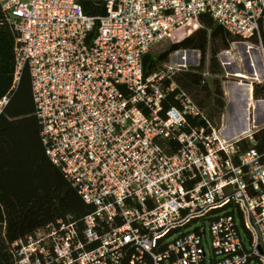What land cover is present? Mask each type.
Listing matches in <instances>:
<instances>
[{
    "label": "built area",
    "instance_id": "built-area-1",
    "mask_svg": "<svg viewBox=\"0 0 264 264\" xmlns=\"http://www.w3.org/2000/svg\"><path fill=\"white\" fill-rule=\"evenodd\" d=\"M0 9L15 36V83L30 73L45 155L93 209L11 245L14 264H264V157L241 146L254 145L256 110L248 134L228 141L175 84L186 65L148 77L144 68L207 30L205 19L262 48L264 0H0ZM254 85L264 75L245 86L253 103ZM170 95L177 107L164 111Z\"/></svg>",
    "mask_w": 264,
    "mask_h": 264
},
{
    "label": "trees",
    "instance_id": "trees-1",
    "mask_svg": "<svg viewBox=\"0 0 264 264\" xmlns=\"http://www.w3.org/2000/svg\"><path fill=\"white\" fill-rule=\"evenodd\" d=\"M204 22L207 29L214 25L209 19ZM235 42L240 41L233 40L217 26L209 41L207 30L198 31L160 55L157 61L147 57L144 61L145 76L154 74L159 63L182 48L204 53L210 43L213 54L217 56L228 52ZM252 42L258 45L257 40ZM14 43L15 36L0 9V103L7 100L0 114V264H14L10 254L14 243L67 217L80 223L93 211L45 155L29 70L24 68L18 81L15 83L14 80ZM261 46L264 50L263 31ZM215 95L210 120L220 123L225 104L219 82L215 83ZM253 100L264 101L263 86L254 85ZM175 107V95L167 96L163 103L164 111ZM190 123L194 126L202 124L197 121ZM253 140V146L243 142L242 148L252 147L264 157V128L254 133Z\"/></svg>",
    "mask_w": 264,
    "mask_h": 264
},
{
    "label": "rangeland",
    "instance_id": "rangeland-1",
    "mask_svg": "<svg viewBox=\"0 0 264 264\" xmlns=\"http://www.w3.org/2000/svg\"><path fill=\"white\" fill-rule=\"evenodd\" d=\"M214 28L215 26L213 25V27L207 29L208 41L210 40ZM232 39L235 40L234 38ZM228 52L230 53L229 56H222L225 52L215 56L210 43L204 53L182 48L167 56V58L156 67L157 72L162 69V65L169 67L186 65L188 71L177 75L174 78V82L205 113L209 120L216 97L215 83L219 82L224 93L225 107L222 112L220 123L216 120H210V122L218 128L224 127L227 121L226 111L228 107L230 108L228 89L231 86L239 85H243L245 88V86H249L252 83V81L234 79L233 75L240 73L253 78L256 72L260 77L259 79L264 75V52L255 42H251L248 45L235 42L231 44ZM157 54L158 52L154 53V55ZM159 56L152 60L157 61ZM184 59H186V63L182 62ZM253 65L254 68L251 67ZM204 73H208L210 78H208L207 85L201 87L200 82L203 80L202 74ZM254 103H256V101H254ZM255 122L257 128H262V126H264V105L257 107L255 111ZM242 234L245 236L244 232H242Z\"/></svg>",
    "mask_w": 264,
    "mask_h": 264
},
{
    "label": "bare ground",
    "instance_id": "bare-ground-1",
    "mask_svg": "<svg viewBox=\"0 0 264 264\" xmlns=\"http://www.w3.org/2000/svg\"><path fill=\"white\" fill-rule=\"evenodd\" d=\"M229 56V54L227 55ZM254 68V65L251 66ZM259 79V75L256 74L253 78L237 73L233 75L234 79L243 80V81H253V79ZM229 97H230V108L228 107L227 113V125L225 130V135L229 134L231 131L233 137L227 136L228 141L237 140L239 138H243L248 134V110L250 107V111L257 110L254 108V103L249 99V93L247 88L244 86H231L228 89Z\"/></svg>",
    "mask_w": 264,
    "mask_h": 264
},
{
    "label": "crops",
    "instance_id": "crops-1",
    "mask_svg": "<svg viewBox=\"0 0 264 264\" xmlns=\"http://www.w3.org/2000/svg\"><path fill=\"white\" fill-rule=\"evenodd\" d=\"M226 125H227V121H226V123H225L224 128H226ZM260 129H261V128H260ZM233 134H234V133H232V131H231L229 134H227V136H229V137H233Z\"/></svg>",
    "mask_w": 264,
    "mask_h": 264
}]
</instances>
